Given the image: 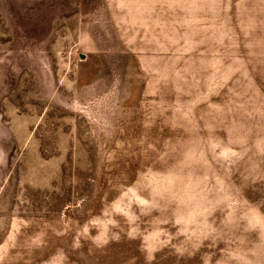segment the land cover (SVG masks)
<instances>
[{
    "label": "rangeland",
    "instance_id": "374dc122",
    "mask_svg": "<svg viewBox=\"0 0 264 264\" xmlns=\"http://www.w3.org/2000/svg\"><path fill=\"white\" fill-rule=\"evenodd\" d=\"M0 264H264V0H0Z\"/></svg>",
    "mask_w": 264,
    "mask_h": 264
}]
</instances>
